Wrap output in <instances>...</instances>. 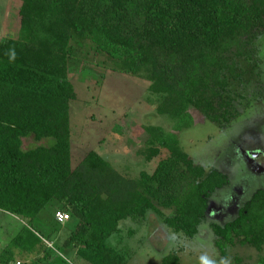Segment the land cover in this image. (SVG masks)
<instances>
[{
  "label": "trees",
  "instance_id": "16d2710c",
  "mask_svg": "<svg viewBox=\"0 0 264 264\" xmlns=\"http://www.w3.org/2000/svg\"><path fill=\"white\" fill-rule=\"evenodd\" d=\"M11 7L0 39V211L26 225L0 253V264H13L15 252L29 264H69L64 255L127 264L129 256L109 239L122 221L150 212L173 232L197 236L209 199L229 180L196 165L178 135L238 116L231 87L243 77L242 61L257 62L264 0H12ZM91 54L148 82L155 113L172 123L169 131L143 128L139 154L158 161L151 174L127 178L94 151L72 167L70 108L77 96L68 68ZM28 138L37 145L24 149ZM55 212L68 214V224L56 222ZM61 230L70 232L62 247H47L44 240ZM212 233L222 257L237 246L262 251L264 190ZM178 261L170 255L162 264Z\"/></svg>",
  "mask_w": 264,
  "mask_h": 264
},
{
  "label": "rangeland",
  "instance_id": "374dc122",
  "mask_svg": "<svg viewBox=\"0 0 264 264\" xmlns=\"http://www.w3.org/2000/svg\"><path fill=\"white\" fill-rule=\"evenodd\" d=\"M11 1L0 0V39L10 28ZM255 48L256 64L242 61L243 77L231 87L238 116L223 126L206 122L178 135L182 150L196 165L225 174L229 184L209 199L206 216L192 239L173 232L151 212L144 219L122 221L109 244L126 252L127 264H162L170 255L178 257V264H237L236 259H240L239 264H261L264 259V249L258 252L238 246L226 249L222 257L214 247L212 233L214 224L223 226L233 221L253 194L264 190V35ZM68 78L77 96L70 108L72 167L94 151L127 178L136 179L142 171L151 174L158 161L146 163L139 154L146 140L143 128L159 126L169 131L172 123L155 113L157 98L149 93V83L114 72L109 59L92 54L86 61H70ZM35 145L32 138L23 140L24 149ZM161 211L166 216L172 214ZM25 225L0 211V253ZM69 233L53 232L44 240L46 246L56 251ZM64 256L69 264H87L75 255ZM14 259L13 264H29L22 253L15 252Z\"/></svg>",
  "mask_w": 264,
  "mask_h": 264
},
{
  "label": "built area",
  "instance_id": "2783aa9c",
  "mask_svg": "<svg viewBox=\"0 0 264 264\" xmlns=\"http://www.w3.org/2000/svg\"><path fill=\"white\" fill-rule=\"evenodd\" d=\"M54 218L55 221L58 222L59 224H64L70 219L69 215L63 212H55Z\"/></svg>",
  "mask_w": 264,
  "mask_h": 264
},
{
  "label": "crops",
  "instance_id": "0c3cea01",
  "mask_svg": "<svg viewBox=\"0 0 264 264\" xmlns=\"http://www.w3.org/2000/svg\"><path fill=\"white\" fill-rule=\"evenodd\" d=\"M21 230V229H20ZM264 259L261 261V264H263Z\"/></svg>",
  "mask_w": 264,
  "mask_h": 264
}]
</instances>
